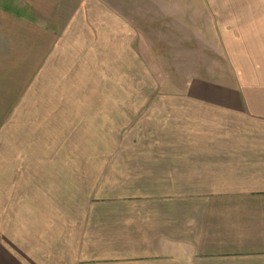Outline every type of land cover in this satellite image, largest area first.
I'll return each instance as SVG.
<instances>
[{"label":"crops","instance_id":"1","mask_svg":"<svg viewBox=\"0 0 264 264\" xmlns=\"http://www.w3.org/2000/svg\"><path fill=\"white\" fill-rule=\"evenodd\" d=\"M41 1H31L40 13ZM64 2L73 10L56 22L72 47L84 50L93 41L102 62L106 52L115 58L122 49L126 57L134 52L106 12L96 21L90 7L85 19L81 0L50 7ZM4 7L3 26L21 22ZM2 29L0 40H10ZM251 38L264 40V33ZM25 52L0 47V63L20 64L11 57ZM247 66L238 79L234 73L222 82H189L200 94L6 90L0 156L11 164L13 180L5 182L29 186V196L16 209L11 189L0 195V264H264V65L256 79ZM80 128L85 133L75 139ZM78 140L86 143L82 160L73 157ZM61 184L73 217L66 224L55 219Z\"/></svg>","mask_w":264,"mask_h":264},{"label":"rangeland","instance_id":"2","mask_svg":"<svg viewBox=\"0 0 264 264\" xmlns=\"http://www.w3.org/2000/svg\"><path fill=\"white\" fill-rule=\"evenodd\" d=\"M31 1L0 0V10L6 5L4 9L21 21L15 24L7 20L3 26L6 21L0 19V31L5 28L11 32L10 40H0V47L26 51L25 55L11 57L21 58L20 64L17 60L0 63V97L6 90L10 95L25 96L125 97L190 94V90L200 94V89L188 88L189 82L196 78L222 82L234 73L238 79L249 64L252 71L247 74L256 79L259 65H264V40L251 38L264 33V0H81L79 9L85 19L86 8L90 7L96 21L106 12L107 21L119 23L123 44L127 48V40H131L129 47L138 54L139 65L134 52L126 57L124 49L117 58L106 52L102 62L93 41L91 48L72 47L62 39L67 34L64 25L56 21L63 17L67 20L73 5L64 2L53 8L51 1L58 0H44L40 13L32 8ZM80 129L75 139L83 135L84 129ZM86 155V143L78 140L74 159L82 160ZM62 162L65 160H59L60 165ZM10 165L0 156V195L6 187L11 189V208L17 209L26 202L23 196H29L25 191L29 186L5 182L13 180ZM59 188L58 216L52 218L66 224L73 217L67 214L66 200L61 199L67 195L63 190L66 187L61 184Z\"/></svg>","mask_w":264,"mask_h":264},{"label":"trees","instance_id":"3","mask_svg":"<svg viewBox=\"0 0 264 264\" xmlns=\"http://www.w3.org/2000/svg\"><path fill=\"white\" fill-rule=\"evenodd\" d=\"M7 8H9V7H7Z\"/></svg>","mask_w":264,"mask_h":264}]
</instances>
